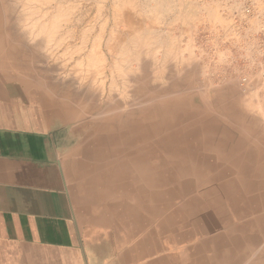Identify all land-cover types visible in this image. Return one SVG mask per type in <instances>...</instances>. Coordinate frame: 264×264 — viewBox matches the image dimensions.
<instances>
[{"label": "rangeland", "instance_id": "obj_1", "mask_svg": "<svg viewBox=\"0 0 264 264\" xmlns=\"http://www.w3.org/2000/svg\"><path fill=\"white\" fill-rule=\"evenodd\" d=\"M254 1L216 0L220 23L198 9L210 0H184L190 12L175 4L167 25L154 27L183 61L155 67L142 50L139 63L123 61L121 95L85 103L73 120L38 104L65 78L63 60L24 59L27 44L0 41L12 53L0 55V128L31 134L29 146L58 163L89 264H264V0ZM92 7L84 24L98 22ZM121 100L129 107L118 109Z\"/></svg>", "mask_w": 264, "mask_h": 264}, {"label": "bare ground", "instance_id": "obj_2", "mask_svg": "<svg viewBox=\"0 0 264 264\" xmlns=\"http://www.w3.org/2000/svg\"><path fill=\"white\" fill-rule=\"evenodd\" d=\"M247 1L248 0H245L246 3ZM249 2H248L249 4H252V2H255V1L249 0ZM260 2L257 1L258 4ZM92 3H95V7H94L95 16L94 17H96L95 21L96 22L98 21V22L94 23V25L91 24L90 21L84 24L88 19H90L89 18L90 14H92L93 12ZM183 3H184L183 6L185 5L186 7L188 6L187 8L189 9L188 10L189 12L191 8H194L193 11L196 10V8L192 6V4L190 6V4H187V2H184V0H101V1L100 0L99 1L98 0H0V41L10 40L13 44H15L14 46H17V47L21 46L22 44H27L28 50H26L25 52L21 54V56H23L24 59L26 58L30 59L31 57L33 58L32 60H34L35 58H37V56H43V57L46 56L48 60L52 61L53 63H56V62L59 63L60 60H63L59 64L58 66L59 68L58 69L55 68V69L58 72V73L56 72L57 74L62 73L61 76H63V73H66V75H64L65 78H63L65 82L62 81V84H61V81L57 82L59 79L60 80L62 79V77L61 78L58 77L59 79L57 81L55 80L54 83L52 82L53 84L51 83V81H50L51 84L49 83L50 84L49 86H46L48 84H45L50 94H39L41 96H38L40 97L38 98L39 100L38 104L43 106L41 107L43 112L46 111V113L50 114L51 117H53L54 119L58 121L63 120V119L64 121L66 119L73 120V119H77V116L79 115L78 109L79 107L84 108L85 103L87 102L89 103V101H92L97 98L101 100L102 97L106 95L107 96L104 98H106L105 99L106 102L109 103L108 99L112 97L114 92L115 93L118 92V95H121L119 93L121 84L126 85L128 83V81H126L128 79H126L125 77V73L127 72V70L124 67H122V65L124 64L123 61L127 59H132V58H134L135 61L141 59L140 57H141V53L143 52L142 50L146 52V56L149 55V52H152L154 54L155 57L152 55L153 59L151 58L152 59L151 61L154 62L153 65L155 67H158L161 65L163 66V63H166V61H169L168 59L173 60V57L174 59L177 60L178 57L180 56V60L183 61L184 58H182V55L177 56L176 55V53L178 52L177 49L173 48L174 47L173 44H170V43H173L174 41L170 42L171 40L169 39L165 40L163 38L158 37L159 34L157 32H158L159 26L157 25L158 27L157 29H155L156 27L155 23L156 22L158 23V21H160V23H158L159 25L161 23H166L167 25V22L170 21L169 19L172 16L171 14L172 10H174L173 7H176L175 4L177 6L179 5L181 6ZM217 3L219 2H216V0L214 1L210 0L209 2L210 5L203 4V5H200V8L198 7L197 8L200 10V12L203 11L210 18V20L220 23V19L224 21V18H221L220 14H219L220 17H218V13L216 9L218 7ZM246 3H244V5ZM193 4L195 5L196 3H193ZM232 4L233 5L237 4V2H233ZM212 5H213V8H212ZM208 6L211 7V10L208 8ZM237 7L238 9H234V10L236 11L239 10L240 5L239 6L237 5ZM187 8L185 9L184 7L185 10H187ZM223 8L225 7L223 6ZM179 11L180 10L177 9L175 14L177 12L179 13ZM187 12L185 11V13ZM189 12L187 13L188 14L187 16L188 18H190V20H192L191 19L192 14H194L195 12L194 13L192 12V14H190ZM240 12L241 13H238V15L240 14L243 16L242 11ZM243 12L246 13L245 11ZM179 14H176V16ZM176 16L174 18H176ZM251 16L254 17L253 14ZM218 18H219V21L217 20ZM245 18L247 17H244V19ZM249 19H246L244 21H247ZM181 20H182V17H181ZM257 20L258 19H256V21ZM250 21L254 22L252 18L250 19ZM250 21L249 22L247 21L249 25H250ZM208 22L210 23V21ZM254 23L256 26L259 22L257 24L256 22ZM174 24H176V22H174ZM95 25L96 27H98V29L94 28ZM251 25L253 26V23ZM185 26H188V25H185ZM249 27H247L248 30L251 28H254V27H250V28ZM263 27H264V24H263ZM263 27L261 26V28ZM230 28H232V26ZM261 28H258V29H261ZM254 29H257V27ZM232 31H231V34L233 33ZM169 32L171 33V31ZM172 37L174 38V36ZM73 40H79L80 43L78 45H73V46L71 45L70 47L66 45V47L64 46L65 48H62L61 50V47L65 42L73 41ZM182 49L180 51H182ZM156 50L162 52V53L160 52L161 56L158 54H155ZM11 51L15 53L13 49ZM6 54L7 56L12 55V53L6 52L2 47H0V55H6ZM17 55L18 54L14 56L17 57ZM143 55H144V52H143ZM156 55H158V57L160 56L161 59L157 58ZM150 57H151V53H150ZM171 61H169V63ZM182 61L180 62L181 64H182ZM71 62L72 64L69 65V63ZM121 68H123L126 72L121 70ZM129 73L128 75H130ZM130 76L134 77V75H130ZM24 83L25 85H27L28 81L25 80ZM245 83H244V86H242L243 90L248 89V86L247 84L245 85ZM40 85H42V83ZM137 85L138 84H136V86ZM42 86H44V84ZM124 93L123 95H125ZM34 97L37 98L36 94H34ZM51 98L56 102H53ZM92 102L96 104L94 106H97L98 100L97 102H94V101ZM121 102L122 104L115 103V106L119 107L118 109H120L121 106L124 108L125 106L127 108L129 107L128 103H126L128 106L125 104V100H121ZM93 103L91 104V106L93 105ZM94 106L92 107L94 108ZM81 113H82V110H81ZM137 223L139 227L141 228L145 226L144 218L142 217L141 214L138 216ZM145 242L146 240L142 243L143 245L141 249H144V247L147 245V243Z\"/></svg>", "mask_w": 264, "mask_h": 264}, {"label": "crops", "instance_id": "obj_3", "mask_svg": "<svg viewBox=\"0 0 264 264\" xmlns=\"http://www.w3.org/2000/svg\"><path fill=\"white\" fill-rule=\"evenodd\" d=\"M32 139L0 128V264H89L59 165Z\"/></svg>", "mask_w": 264, "mask_h": 264}, {"label": "built area", "instance_id": "obj_4", "mask_svg": "<svg viewBox=\"0 0 264 264\" xmlns=\"http://www.w3.org/2000/svg\"><path fill=\"white\" fill-rule=\"evenodd\" d=\"M260 65V64H259Z\"/></svg>", "mask_w": 264, "mask_h": 264}]
</instances>
